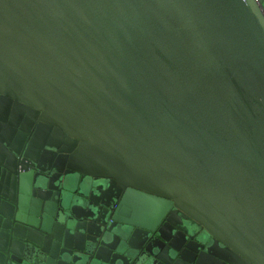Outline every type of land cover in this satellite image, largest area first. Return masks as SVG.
I'll return each mask as SVG.
<instances>
[{"label": "water", "instance_id": "obj_1", "mask_svg": "<svg viewBox=\"0 0 264 264\" xmlns=\"http://www.w3.org/2000/svg\"><path fill=\"white\" fill-rule=\"evenodd\" d=\"M0 264H264V0H0Z\"/></svg>", "mask_w": 264, "mask_h": 264}, {"label": "flooded vegetation", "instance_id": "obj_2", "mask_svg": "<svg viewBox=\"0 0 264 264\" xmlns=\"http://www.w3.org/2000/svg\"><path fill=\"white\" fill-rule=\"evenodd\" d=\"M117 200L119 201V198H117ZM164 223V222H163ZM156 234V233H155ZM196 240V239H195Z\"/></svg>", "mask_w": 264, "mask_h": 264}]
</instances>
